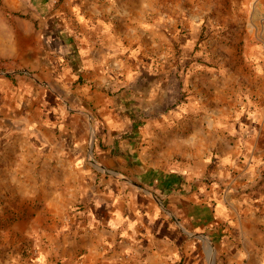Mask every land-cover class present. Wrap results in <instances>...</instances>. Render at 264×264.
Wrapping results in <instances>:
<instances>
[{"label": "crops", "instance_id": "crops-1", "mask_svg": "<svg viewBox=\"0 0 264 264\" xmlns=\"http://www.w3.org/2000/svg\"><path fill=\"white\" fill-rule=\"evenodd\" d=\"M0 1V264H204L177 220L218 264H264V120L214 158L160 123L129 135L134 81L172 64L156 0ZM82 110L95 158L143 189L92 163Z\"/></svg>", "mask_w": 264, "mask_h": 264}, {"label": "rangeland", "instance_id": "rangeland-1", "mask_svg": "<svg viewBox=\"0 0 264 264\" xmlns=\"http://www.w3.org/2000/svg\"><path fill=\"white\" fill-rule=\"evenodd\" d=\"M154 2L157 15L162 17L161 32L171 46L172 64L166 63L162 67L165 70L156 75L155 80L152 75L145 74L134 81L137 95L130 99L134 105L130 111L135 110V119L140 120L142 126L160 123L156 132L165 126V135L170 132L191 134L195 137L192 148L214 158L219 148H223L221 144H226L227 150L233 148L239 138L250 136L255 122L264 120V0ZM1 7H4L2 2ZM157 88H161L160 91ZM158 91L160 95L147 96ZM80 112L85 114L84 120L94 126L93 113L88 110ZM241 122L244 128L233 127ZM90 134L91 127L85 147L87 153ZM94 135L96 137L95 132ZM140 145L139 141L135 148H142ZM15 201L11 202L14 206ZM5 202L10 200L5 198L2 204ZM11 210L12 207L7 210L2 207L0 216L13 215L9 212ZM186 228L209 236L206 232ZM261 228L264 233V224ZM190 238L195 251L202 255L203 263L209 264L208 243L196 236ZM212 242L215 264H218L220 256L216 243Z\"/></svg>", "mask_w": 264, "mask_h": 264}, {"label": "water", "instance_id": "water-1", "mask_svg": "<svg viewBox=\"0 0 264 264\" xmlns=\"http://www.w3.org/2000/svg\"><path fill=\"white\" fill-rule=\"evenodd\" d=\"M94 126H91V134H90V140H89V158L92 161V163L99 169H101L104 172H107L109 174H114L116 176H118L119 178L124 179L125 181H127L128 183H130L131 185H133L136 188L139 189H143L142 185H140L138 182H136L135 180H133L131 177L127 176L126 174L122 173V172H117V171H111L108 168H106L103 164H101L94 156L93 154V146H94ZM156 198V197H155ZM158 201H160V199L158 198ZM164 207V206H163ZM165 208V207H164ZM177 223L179 224V226L181 227V229L183 230V232H185L187 235H189L190 237L192 236H196L198 238H201L202 240L206 241L208 243V252H209V264H215V247L214 244L212 242V240L209 238V236H207L204 233H196V232H192L189 231L188 229H186L179 220H177Z\"/></svg>", "mask_w": 264, "mask_h": 264}, {"label": "trees", "instance_id": "trees-1", "mask_svg": "<svg viewBox=\"0 0 264 264\" xmlns=\"http://www.w3.org/2000/svg\"><path fill=\"white\" fill-rule=\"evenodd\" d=\"M61 2V0H58V4ZM135 110L131 111V117L135 119ZM140 120H133V128L132 130L128 133V132H124L122 133L123 136L126 135H131L133 136L135 132H137V129H139L140 126ZM150 176H152V178L154 177L155 179H157L158 182V186L157 188L160 189L163 192H170L174 189H177L179 187H181V185L183 184V178L181 175L179 174H174V173H167L164 174L160 171H156V170H150L149 171ZM84 219L85 217H79Z\"/></svg>", "mask_w": 264, "mask_h": 264}]
</instances>
